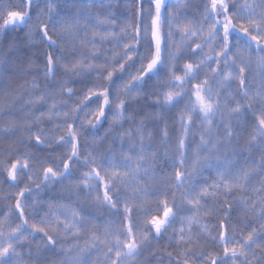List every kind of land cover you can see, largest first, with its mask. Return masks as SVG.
<instances>
[{
    "label": "snow or ice",
    "instance_id": "1",
    "mask_svg": "<svg viewBox=\"0 0 264 264\" xmlns=\"http://www.w3.org/2000/svg\"><path fill=\"white\" fill-rule=\"evenodd\" d=\"M32 4L33 0H0V32L24 24ZM56 10L55 0H50L49 16ZM96 11L80 8L65 19V35L75 37L79 17L86 16L99 29L92 31L91 41L125 45L133 53L130 59L140 65L141 80L166 60L165 69H171L172 79L158 99L166 108L177 106V93L172 89L195 78L191 111L193 116L199 113L204 129L200 143L209 152L215 147L210 140L216 131L218 105L209 99L212 85L208 78L194 72L191 61H201L227 95H239L241 99L233 104L229 118L250 129L246 150L251 162L234 168L233 161L216 157L214 173L206 176L205 169L214 166L211 159L197 158L190 172L183 160H177L170 172L161 173L154 158L148 156V142L141 136L136 151L131 145L119 155L102 156L100 166L84 160L85 167L72 181L68 174L74 171L73 159L83 158L75 122L69 121L60 140L70 145V156L61 165L63 175L53 167H34L29 154L0 161V240L5 232L7 239L17 241L27 234L37 244V252L58 247L61 264H264V117L259 115L264 113V0H104L98 14ZM121 12L125 15H118ZM37 31L49 41L44 67L47 78L54 80L57 64L51 44L55 41L47 25L39 29L31 26L27 35L31 38ZM234 31L241 38L234 37ZM88 42L85 39L82 43ZM176 64L183 76L174 75ZM33 67L30 62L25 70ZM92 69L82 57L65 65L72 74ZM104 75L110 80L115 74ZM252 80L259 87L248 98ZM65 84L64 94L70 95L74 87ZM31 87L39 89V81L34 79ZM95 94L102 95L105 104L109 102V89H97ZM54 97L53 89H48L47 96L37 91L28 95L23 107L29 116L39 110L38 120H58L67 109ZM249 111L253 119L246 121L243 117ZM103 114L101 109L100 116ZM125 115L122 107L117 118ZM159 115L154 113V118ZM193 116L176 114L182 128V147L192 134ZM24 123L29 129L37 127L31 119ZM17 127L11 119L0 132H12ZM143 128L141 121L138 134ZM167 131L165 124L160 129L164 140ZM226 135L231 139L230 127ZM29 139L33 144L44 143L49 134L39 127ZM33 171L38 173L39 182H25L20 174L26 177ZM66 179L72 185L68 194L74 191L75 201L42 198L48 185ZM81 193L88 199H81ZM84 207H91L102 218L85 215ZM33 218L40 223L29 224ZM61 233L67 239L58 244L56 237ZM28 250H33L31 241ZM3 252L12 256V264H26L14 248H4ZM5 259L0 255V261Z\"/></svg>",
    "mask_w": 264,
    "mask_h": 264
},
{
    "label": "clouds",
    "instance_id": "2",
    "mask_svg": "<svg viewBox=\"0 0 264 264\" xmlns=\"http://www.w3.org/2000/svg\"><path fill=\"white\" fill-rule=\"evenodd\" d=\"M50 0H33L28 20L24 24L13 26L6 32H0V128L8 125L11 119L17 122V129L12 132H0V161L9 158H20L29 154L32 159L29 161L34 167H53L58 175H63L62 163L70 156V145L67 141L60 142L66 132V124L69 121L75 122L76 131L80 138V153L83 159H73V169L68 175L74 181L85 167L84 160L94 162L96 166L101 165L102 156L112 154L119 155L127 151L131 145H135L133 151L139 149L141 136L147 141V154L154 158L155 166L161 173L170 172L177 160H183L184 168L189 172L192 170L193 162L197 158H205L213 161V167L205 169V175L211 176L215 171V158L233 161V167L239 168L246 162L250 163L247 148L248 133L250 129L244 124L237 122L235 118H229L234 103L241 97L237 94L227 95L226 92L217 87L213 80V73L203 66L201 61L193 59L194 72L199 76L207 77L212 85L211 103L218 105V115L214 121L216 131L210 144L215 147L209 152L208 148L200 143L204 129L201 124L199 113L193 116L192 105L194 103V89L192 84L197 80H186L182 86L172 89L177 93L175 97L177 106L174 109L166 108L158 99H162L165 91L169 88V75L171 69H165V61H162L157 70L148 73V76L141 80L139 74L140 65L136 60L130 59L132 51L125 45L114 47L109 43H100L98 40L91 41V33L96 29L94 22L86 16L79 17L78 33L75 37L65 35L63 21L80 8L98 10L102 8L104 0H55L57 10L51 16L48 14ZM27 13V9H25ZM125 15V13H118ZM47 25L48 34L55 43L51 44V51L56 58L57 74L54 80L47 78L44 67V54L49 50V41L43 38L38 31L30 38L27 33L31 26L36 29ZM239 33V32H233ZM240 34V33H239ZM119 35V33H118ZM241 38V35H234ZM87 39L88 43H82ZM167 53H165V57ZM82 57L84 62L93 65L91 71L72 74L65 70L66 64H71L74 58ZM32 62L34 67L26 71L25 66ZM126 65V67H124ZM197 65H200L197 68ZM174 75L183 76L179 71V64L175 65ZM106 72H113L114 78L107 79ZM38 80L39 89H33L31 82ZM67 86L74 87L70 95L64 94ZM259 84L252 80L249 85L248 98L254 95L255 88ZM48 89L55 91V99L63 102L66 112H61L59 119L38 120V112L29 113L23 105L29 94L35 92L48 94ZM110 90L109 102L104 103L102 95H96V90ZM233 89H236L235 83ZM18 101L12 104L11 101ZM126 112L124 118H117L121 108ZM104 109L101 117L100 111ZM159 112L158 118L154 113ZM176 114L185 118L193 116L192 134L181 146L182 128L177 122ZM264 117V113H259ZM31 119L34 128H27L25 121ZM246 121L253 119L251 111L243 117ZM143 121L142 133L137 132L138 125ZM167 125V140L162 139L160 129ZM43 127L49 134V139L44 143L33 144L30 137L33 132ZM231 128L233 135L231 139L226 135V129ZM126 142L121 143V139ZM167 153V155H165ZM103 174V173H102ZM25 182H39V175L33 171L30 175L24 176ZM72 187L69 180L64 183L48 185L42 195L44 200H76L73 191L72 195L68 190ZM81 199L88 197L81 193ZM85 215L95 216L101 219L91 207H84ZM30 214V212H29ZM40 223L38 218L29 220V224ZM27 227V226H25ZM19 231V229H15ZM39 235V234H37ZM58 244L67 239L63 233L56 237ZM31 241L32 251L29 252ZM4 248L15 249V252L22 254L26 264H61L62 253L58 247L48 246L36 251L37 244L27 234L21 236L19 241L5 238L0 240V255L6 257L0 264H12V256L3 252Z\"/></svg>",
    "mask_w": 264,
    "mask_h": 264
},
{
    "label": "trees",
    "instance_id": "3",
    "mask_svg": "<svg viewBox=\"0 0 264 264\" xmlns=\"http://www.w3.org/2000/svg\"><path fill=\"white\" fill-rule=\"evenodd\" d=\"M233 35H241V34H239V33H233ZM5 190H6V188H5ZM216 221L213 219L212 220V223H215ZM161 246L163 247L164 246V242H161ZM169 251H171V249H169ZM165 264H167V261H165Z\"/></svg>",
    "mask_w": 264,
    "mask_h": 264
}]
</instances>
